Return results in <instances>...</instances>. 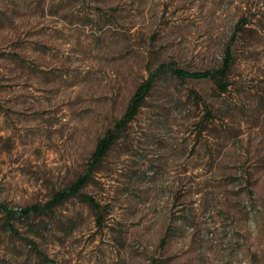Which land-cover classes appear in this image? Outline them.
I'll return each mask as SVG.
<instances>
[{
    "label": "rangeland",
    "instance_id": "1",
    "mask_svg": "<svg viewBox=\"0 0 264 264\" xmlns=\"http://www.w3.org/2000/svg\"><path fill=\"white\" fill-rule=\"evenodd\" d=\"M0 204V264H264V0H0Z\"/></svg>",
    "mask_w": 264,
    "mask_h": 264
},
{
    "label": "trees",
    "instance_id": "2",
    "mask_svg": "<svg viewBox=\"0 0 264 264\" xmlns=\"http://www.w3.org/2000/svg\"><path fill=\"white\" fill-rule=\"evenodd\" d=\"M232 62V54L229 48L225 50L222 63L220 67L213 70H200V71H187L181 68L168 67L171 72L180 78H193V79H211L214 80L217 84L218 88L222 91L226 89V84L221 81L223 77H225L226 72L229 70V67ZM161 67H167V65H163ZM156 76V72H152L148 75V77L141 82L136 90L134 91L124 114L114 123V125L108 128L103 136L97 141L94 151L91 155V164L96 165L103 156L110 149L112 144L119 137L122 130L126 127V125L134 118L139 107L141 106L146 94L151 89L153 85L154 78ZM88 175L80 176L72 185H70L67 189L55 192L51 199H49L46 203L41 206L31 205L25 207L21 210L24 215H27L31 212L35 214L48 213L52 211V209L61 203L62 201L68 199L71 196L79 195L80 189L87 182ZM86 198L88 203L93 206L96 204L87 196H83ZM1 209L5 210L7 213L10 212L5 206L0 204Z\"/></svg>",
    "mask_w": 264,
    "mask_h": 264
}]
</instances>
